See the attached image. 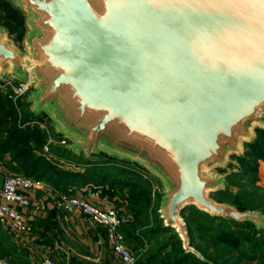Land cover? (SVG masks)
I'll return each instance as SVG.
<instances>
[{
  "label": "water",
  "instance_id": "95a60500",
  "mask_svg": "<svg viewBox=\"0 0 264 264\" xmlns=\"http://www.w3.org/2000/svg\"><path fill=\"white\" fill-rule=\"evenodd\" d=\"M27 16L26 51L0 26V77L34 88L27 101L77 155L132 161L165 189L158 213L185 253L181 211L264 229L256 209L211 193L214 172L264 128V0H12Z\"/></svg>",
  "mask_w": 264,
  "mask_h": 264
},
{
  "label": "trees",
  "instance_id": "16d2710c",
  "mask_svg": "<svg viewBox=\"0 0 264 264\" xmlns=\"http://www.w3.org/2000/svg\"><path fill=\"white\" fill-rule=\"evenodd\" d=\"M0 13H3V18L6 20L4 26L9 34L15 32L21 39L26 31L22 11L9 0H0ZM41 115L47 118L45 114L41 113ZM17 116L16 108L0 90V161L5 168L14 171V173L43 180L55 190L68 194L77 192L87 194L89 191L98 190L100 196L106 195L108 199H112L119 191L117 189L125 186L128 187L129 192L123 197V202L126 204L128 202V206L133 209L134 214L137 210H135L133 202L142 205L143 209L141 212L139 211L140 213L148 211L151 188L140 173V170H146L145 168L132 161L109 157L106 154H98L103 155L104 160L102 163H97L90 160V157L94 155L87 158L73 153L67 147L54 146L52 149L58 156L74 161L77 167L81 165L72 170L62 168L44 154L39 153L46 140L45 129H42L38 123L32 125L26 120L22 125V123H18ZM48 120L50 119L48 118ZM40 121H43V118H40ZM256 130L257 137L244 142V145L248 147L251 158L264 161V128H256ZM58 133L61 134L59 131ZM241 159H243L241 171L245 175L256 177L258 172L256 162L252 164L246 161L243 156ZM221 194V189L211 193L216 201L227 203L221 199ZM160 197L158 196V204ZM233 206L240 211L258 210L257 207ZM260 211L264 215V209ZM156 214L159 216L158 212ZM181 216L186 224L191 245L202 255L203 259L197 258L194 254L185 253L179 237L174 232V235L169 238L171 243L161 244L158 249L155 248L157 251L148 250L140 256V259L138 258V264H167L168 260H170L169 264H219V261L222 264H264V229L259 230L250 222H236L229 217L211 216L193 205L186 206L181 211ZM216 220H227V223L221 226L222 223H218ZM159 221L160 224L157 228L149 230L150 236L173 230L163 226L160 217ZM223 226H226V229ZM126 229V238L138 237L134 230ZM175 237L177 238L175 242L177 247L173 248L175 243L172 240H175ZM243 237L247 240L245 246H241ZM216 241L219 242V245L222 243L223 246L227 244L234 247L235 252L231 250L232 248L227 249L222 246L217 247V250L212 249L211 246ZM5 242H8V239L3 236L0 240V258L11 263L10 258L18 254L13 243ZM146 245V243H142L141 246L145 248ZM228 254L230 255L228 256ZM242 259L243 263H241ZM29 263L30 261L26 258H21V261H16L14 264Z\"/></svg>",
  "mask_w": 264,
  "mask_h": 264
},
{
  "label": "built area",
  "instance_id": "2783aa9c",
  "mask_svg": "<svg viewBox=\"0 0 264 264\" xmlns=\"http://www.w3.org/2000/svg\"><path fill=\"white\" fill-rule=\"evenodd\" d=\"M33 78L27 75L25 79H15L10 74L0 77V90L8 99L16 102L18 99L27 95L33 87ZM48 118H44V120ZM50 123V120H48ZM45 122V121H44ZM48 126L44 125V128ZM57 129V128H56ZM58 132V130H56ZM61 143L66 146L67 138L61 134ZM49 139L44 145V151H47ZM47 158L53 162L61 163L63 166L77 169V165L71 160H66L62 156L48 155ZM141 175L148 181L151 188L152 199L162 196L164 188L156 176L147 171L140 170ZM45 181L25 176L21 173H6L0 183V223L7 226L11 233L17 238L25 241L33 231L31 220L23 212L24 208L32 205L31 193L39 187L45 185ZM99 191H89L87 194L77 192L75 194L62 193L59 194L57 208L64 212H73L78 210L91 220L97 223L104 231V237L107 246L113 257L120 264H138V256L133 253L127 245L123 226L131 220L130 213L121 212L113 206H103L93 201V197H97ZM0 264H6L4 259H0ZM37 264H60L52 255L49 249L39 253ZM64 264H72L66 262Z\"/></svg>",
  "mask_w": 264,
  "mask_h": 264
},
{
  "label": "rangeland",
  "instance_id": "374dc122",
  "mask_svg": "<svg viewBox=\"0 0 264 264\" xmlns=\"http://www.w3.org/2000/svg\"><path fill=\"white\" fill-rule=\"evenodd\" d=\"M9 1L15 5L14 1H12V0H9ZM22 14H23L24 25H25V18L27 16V14L24 11H22ZM0 18H1L0 19V26H3L5 28L4 24L6 23V20L3 18V13H0ZM25 29L27 31L26 25H25ZM6 31L8 32L7 29H6ZM26 31H25V33H26ZM25 33H24V36H25ZM8 36H9V38L12 39V41L16 47H18L20 50L26 51V47L24 44V36L20 39L17 37L15 32L10 33V34L8 32ZM6 74H9V73L7 72ZM27 75L32 76L31 73L29 72V70H27ZM27 75H26V77H27ZM33 88H34V81H33V87L31 90H33ZM29 94H30V92L27 95H24L23 97L18 99L16 102H13L12 100L9 99L11 101V103L14 105V107L16 108V111L18 114L17 121L20 124L22 123V125H23L24 120H26L27 122H29L32 125L38 123V125L42 129H45V131H46L45 132L46 133V135H45L46 140L44 141V143L42 145V151H39V153L44 154L45 156H48L51 154L57 155L54 152V150L52 149L54 146H56V147L60 146V148L66 147L71 142H73V140L68 139L66 142V146L63 143H61V137H60L59 133L56 131L57 129H56L55 125L51 121L49 123V121L47 119L44 120V117L41 115V113L36 114L34 109L32 108L31 103H29L27 101ZM40 118L41 119L43 118V121H40ZM44 121L46 122V125L48 126L47 128L46 127L44 128V125H45ZM257 135H258V132L255 128L254 129V137L252 140H254L257 137ZM49 139H51L52 141L48 142V145H47V151L48 152H45L44 151V145L47 143V141ZM241 148H242V151L240 154H231L226 165L223 166L222 168H217L214 171V172L221 173L225 177V183L221 189L222 194L220 195V197H222L221 199H223V201H225L227 203H231L232 205H235L237 207L238 206H240V207H257V209L260 211V210L264 209L263 208L264 207V171H260V169L258 168V172L256 173L257 174L256 177L251 176V175H245L241 171L242 170L241 168L243 167V163H242L243 159H241V158H242V156L245 157L246 161L251 162L252 164L254 162H256L257 166H259V164H261V162H264V161H262V160L257 161L255 159L251 158L249 156V153H248L249 149L247 146L244 145V143L242 144ZM82 156L84 157V155H82ZM103 158H104L103 155H98V156L94 155V156L90 157V160L93 162L102 163L104 160ZM65 159L69 160L68 158H65ZM72 162H74V161H72ZM80 162H82V160H80ZM105 162H107V161H105ZM54 163H56L57 165H59L62 168L72 170V167L63 166L61 163H58L56 161ZM6 173H14V171H11L5 167L3 169L1 168L0 169V183L2 182L3 176ZM156 178L161 183L160 179L158 177H156ZM117 190H119V191H117L115 196L121 202H119V201L116 202V204L113 207H116V209L118 210V208L120 206H122L123 197L129 192V189H128V187L124 186L121 189L119 188ZM164 191H165V189H164ZM211 196H213V195H211ZM133 203H134L135 210H137L136 214H134L133 209L128 206V202H127V204L126 203L123 204L126 208V212L130 213V216H131L130 222L128 224H126L125 227L134 230V232H136L138 237H134V239H131V240H129V239H126V240L128 242L133 243V244H128V243L127 244L130 247V249L132 250V252L137 254L138 258L140 259V256L142 254H144L145 252H147L148 250H152V249L156 250L155 248L158 249V246H160L161 244H165V242H170L169 238L174 235L175 231L172 230V231L167 232V233H162V234L157 233L154 236H150V234H148L149 230L150 229L153 230V228H157L160 224L159 216H158V214H156L158 212V208H159L158 198L152 199V197H151V201H150V204L148 206V211L146 213H140L141 210L143 209L141 204H139L137 202H133ZM217 222L222 223L221 224V226H222V225H225V223H227V220H222V221H217ZM223 228L226 229V226H223ZM12 235L13 234L11 233L10 229L7 226L0 223V240H2L3 236L7 237L8 242H5V243L11 244V243H13L12 242V238H13ZM244 237L241 240V246H245L247 244V240ZM176 239L177 238L175 237V240L173 239L172 242L175 243ZM142 243L147 244L145 248H142V246H141ZM175 246L177 247L176 243L174 244L173 248H175ZM219 246L225 247L227 249L232 248L230 245H227V244L223 246L221 243L219 245V242H217V241L211 247H212V249L217 250V247H219ZM231 250H234V252H235L234 247ZM229 255L230 254H228V256ZM23 256L24 255H22L20 253V255H17L15 257H11V258L9 257L11 259V263H9L5 259L4 260H5L6 264H14L16 261H21V258H23ZM0 259H3V258H0ZM169 262H170V260L167 261V264H169ZM241 263H243V259L241 260ZM29 264H31V263H29ZM189 264H191V263H189ZM219 264H222V263L219 261ZM250 264H254V263H250Z\"/></svg>",
  "mask_w": 264,
  "mask_h": 264
},
{
  "label": "crops",
  "instance_id": "0c3cea01",
  "mask_svg": "<svg viewBox=\"0 0 264 264\" xmlns=\"http://www.w3.org/2000/svg\"><path fill=\"white\" fill-rule=\"evenodd\" d=\"M0 164L3 169L1 161ZM258 168L264 171V162ZM59 194L62 192L47 183L31 193L32 205L23 212L31 220L33 231L25 241L12 235L18 255L21 253L31 264H37L39 253L49 249L60 264L68 261L72 264H120L113 257L104 231L97 223L78 210L67 213L57 208ZM92 199L103 206H114L115 200L121 202L116 196L108 199L106 195H98ZM124 203L118 208L121 212H126ZM126 230V227L122 229L125 241L133 244L126 240Z\"/></svg>",
  "mask_w": 264,
  "mask_h": 264
}]
</instances>
